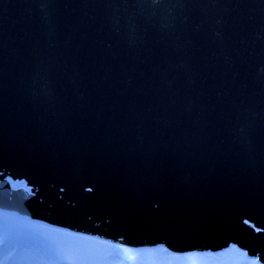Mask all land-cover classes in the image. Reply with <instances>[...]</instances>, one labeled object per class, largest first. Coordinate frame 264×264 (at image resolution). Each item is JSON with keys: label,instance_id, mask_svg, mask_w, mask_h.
I'll list each match as a JSON object with an SVG mask.
<instances>
[{"label": "water", "instance_id": "obj_1", "mask_svg": "<svg viewBox=\"0 0 264 264\" xmlns=\"http://www.w3.org/2000/svg\"><path fill=\"white\" fill-rule=\"evenodd\" d=\"M0 210L264 264V0H0Z\"/></svg>", "mask_w": 264, "mask_h": 264}, {"label": "rangeland", "instance_id": "obj_2", "mask_svg": "<svg viewBox=\"0 0 264 264\" xmlns=\"http://www.w3.org/2000/svg\"><path fill=\"white\" fill-rule=\"evenodd\" d=\"M53 227L0 210V264H259L235 247L212 254H174L162 247L116 250L112 244L98 243L72 254L68 249L64 255L39 234Z\"/></svg>", "mask_w": 264, "mask_h": 264}, {"label": "trees", "instance_id": "obj_3", "mask_svg": "<svg viewBox=\"0 0 264 264\" xmlns=\"http://www.w3.org/2000/svg\"><path fill=\"white\" fill-rule=\"evenodd\" d=\"M70 256V255H69Z\"/></svg>", "mask_w": 264, "mask_h": 264}]
</instances>
